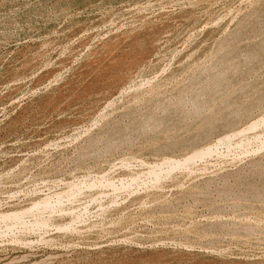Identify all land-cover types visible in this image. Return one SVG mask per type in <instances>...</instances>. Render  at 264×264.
<instances>
[{
    "label": "rangeland",
    "instance_id": "1",
    "mask_svg": "<svg viewBox=\"0 0 264 264\" xmlns=\"http://www.w3.org/2000/svg\"><path fill=\"white\" fill-rule=\"evenodd\" d=\"M0 264H264V0H0Z\"/></svg>",
    "mask_w": 264,
    "mask_h": 264
}]
</instances>
